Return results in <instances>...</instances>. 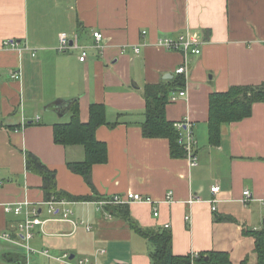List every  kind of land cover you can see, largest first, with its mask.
<instances>
[{"label":"crops","instance_id":"1","mask_svg":"<svg viewBox=\"0 0 264 264\" xmlns=\"http://www.w3.org/2000/svg\"><path fill=\"white\" fill-rule=\"evenodd\" d=\"M94 31L103 34L101 48L92 46ZM60 32L77 35L85 61L78 59L80 48L58 50ZM186 33L200 41V53L189 55L181 74L186 96L169 101L165 114L174 123H192L194 166L185 152L171 153L167 138L145 137L141 128L144 86L173 78L183 59L157 40ZM7 39L16 45H4ZM261 83L264 0H0V233L16 236L23 216L4 208L28 201L43 220L33 229L34 249L54 257L68 253L72 263L87 257L83 264H151L149 241L120 214L107 218L108 209L97 205L113 194L138 192L150 202L129 203L131 220L141 229L169 231L173 254L220 250L233 264H248L250 252L256 257L251 232L264 229V102L253 103L248 117L220 124L212 136L209 95ZM64 101H77L81 122L88 121L91 104L105 109L107 123L95 136L105 142L107 160L92 166L91 185L67 165L84 159L83 147L54 141V125L71 118L58 106ZM28 152L54 171L57 190L77 197L59 205L71 209L74 224L47 213L44 181L27 169ZM244 189L252 194L246 201ZM32 260L69 264L27 256L0 238V264Z\"/></svg>","mask_w":264,"mask_h":264},{"label":"trees","instance_id":"2","mask_svg":"<svg viewBox=\"0 0 264 264\" xmlns=\"http://www.w3.org/2000/svg\"><path fill=\"white\" fill-rule=\"evenodd\" d=\"M181 74L171 79L162 80L156 84H146L143 94L145 98V120L141 125L145 137H164L169 140L171 153L183 155L184 149L178 143V131L174 122L167 119L166 105L170 93L184 87ZM264 102V83L259 85L231 86L223 92H211L209 95L208 121L212 136L218 132L219 125L238 121L251 114L252 104ZM71 112L68 122L54 125V141L63 145L78 144L85 152L81 161L68 162V167L83 176L91 185V168L96 163L107 160V146L95 136L96 129L106 124L105 109L102 104L93 103L89 108V119L81 122L77 101H64L58 105ZM26 167L39 173L44 181L46 200L77 198L64 191L56 189L54 171L47 168L38 157L31 152L26 154ZM79 199L84 197H78ZM111 213L120 214L130 226L138 231L150 243L151 264H233L226 251L210 250L195 255H175L171 249V234L167 230L141 229L131 220L128 204L106 205ZM255 242L256 264H264V229L251 232ZM245 259L240 264L246 263Z\"/></svg>","mask_w":264,"mask_h":264},{"label":"built area","instance_id":"3","mask_svg":"<svg viewBox=\"0 0 264 264\" xmlns=\"http://www.w3.org/2000/svg\"><path fill=\"white\" fill-rule=\"evenodd\" d=\"M143 33H145L143 31ZM94 42L92 46L95 48H101L100 41L103 38V34L99 31L93 32ZM59 38V51H66L70 48H80L81 52L78 59L83 62L87 58V50L86 46H81L78 44L77 35L74 34L73 38L70 37L65 32H60L58 34ZM4 45L14 47L16 42L12 39H7L3 42ZM158 46L162 47L165 50L169 51H179L181 52L183 59L181 63L175 69L176 74H185L188 71V57L190 54H199L200 53V41L191 35L190 33L181 34L177 38L171 37H162L157 40ZM135 52H138L139 49L135 48ZM13 75H17L14 73ZM186 96V89L181 88L174 90L170 93L169 101H175L179 97ZM175 128L178 131V143L182 145L185 156L188 160L190 166H194L197 164V155L195 151V139L192 131V123L188 120H181L174 123ZM219 189L218 185H214L211 187L212 192H217ZM243 201L248 200L252 194L249 189H244L243 192ZM172 192L167 193V200H172ZM134 201H147L150 202V199H145L142 194L138 192H126L123 194H113L110 197L101 199L97 201L98 209H103L106 205H118V204H129ZM217 199L211 200V209H216ZM67 204L64 200H49L47 201V213L50 215L59 214L60 219L69 220L73 224V220H71L70 216L72 211L69 207L63 206L62 208L59 205ZM29 202L25 201L16 205H7L5 206V211L13 212L16 215H22L23 218L16 223L17 234L16 236H12L10 233L3 232L0 233V238L9 241L17 246H20L25 249L27 256L30 254H42L50 258H55L61 262L69 263V264H83L88 261L87 257L80 258L76 263H72L68 253H63L60 257H54L49 253L47 249H34L30 246V239L33 237V229L36 225H39L43 222L38 217L37 210L34 208H30ZM105 216L107 218H111V212L105 211ZM159 212L155 208L153 211L154 216H158ZM185 219H189V216H185ZM166 228L169 227L168 224L165 225ZM89 228V227H88Z\"/></svg>","mask_w":264,"mask_h":264},{"label":"rangeland","instance_id":"4","mask_svg":"<svg viewBox=\"0 0 264 264\" xmlns=\"http://www.w3.org/2000/svg\"><path fill=\"white\" fill-rule=\"evenodd\" d=\"M256 260L257 258L255 257V254L253 252H250V260L248 262V264H256ZM233 261L236 263L237 258H233ZM28 264H35V260L29 261Z\"/></svg>","mask_w":264,"mask_h":264},{"label":"water","instance_id":"5","mask_svg":"<svg viewBox=\"0 0 264 264\" xmlns=\"http://www.w3.org/2000/svg\"><path fill=\"white\" fill-rule=\"evenodd\" d=\"M168 77H171V75H169Z\"/></svg>","mask_w":264,"mask_h":264}]
</instances>
